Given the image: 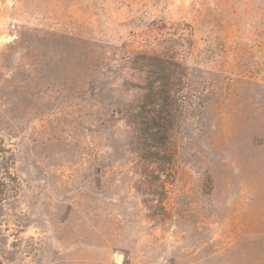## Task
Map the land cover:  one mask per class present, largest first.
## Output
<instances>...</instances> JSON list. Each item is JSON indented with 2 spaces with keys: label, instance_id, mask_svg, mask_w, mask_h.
<instances>
[{
  "label": "rangeland",
  "instance_id": "1",
  "mask_svg": "<svg viewBox=\"0 0 264 264\" xmlns=\"http://www.w3.org/2000/svg\"><path fill=\"white\" fill-rule=\"evenodd\" d=\"M0 135V264H264V0H0Z\"/></svg>",
  "mask_w": 264,
  "mask_h": 264
},
{
  "label": "trees",
  "instance_id": "2",
  "mask_svg": "<svg viewBox=\"0 0 264 264\" xmlns=\"http://www.w3.org/2000/svg\"><path fill=\"white\" fill-rule=\"evenodd\" d=\"M15 157L12 147L0 135V204L20 190V183L14 172Z\"/></svg>",
  "mask_w": 264,
  "mask_h": 264
},
{
  "label": "water",
  "instance_id": "3",
  "mask_svg": "<svg viewBox=\"0 0 264 264\" xmlns=\"http://www.w3.org/2000/svg\"><path fill=\"white\" fill-rule=\"evenodd\" d=\"M118 257L121 258V259H123L124 258V255L120 254Z\"/></svg>",
  "mask_w": 264,
  "mask_h": 264
}]
</instances>
